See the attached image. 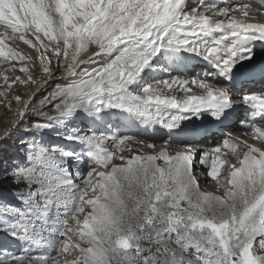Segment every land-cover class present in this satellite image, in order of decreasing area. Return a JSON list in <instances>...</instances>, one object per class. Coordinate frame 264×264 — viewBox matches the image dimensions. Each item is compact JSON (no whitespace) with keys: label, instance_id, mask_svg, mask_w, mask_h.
<instances>
[{"label":"snow or ice","instance_id":"snow-or-ice-1","mask_svg":"<svg viewBox=\"0 0 264 264\" xmlns=\"http://www.w3.org/2000/svg\"><path fill=\"white\" fill-rule=\"evenodd\" d=\"M258 15L215 0H0V58L23 60L6 43L20 41L39 54L44 85L56 77L53 59L65 81L39 109L15 95L16 115L0 140L16 136L22 156L0 172V183L15 186L4 189L11 198L0 196V230L46 246L63 264H264V92L241 100L252 110L241 124L253 142L228 136L209 152L137 141L152 151L136 154L131 137L92 127L110 129L115 116L170 137L205 113L228 118L237 81L264 80V52L256 50L264 22H250ZM189 58L211 72L149 82L157 65L167 71ZM20 70L28 75L13 83H35ZM77 118L91 121L87 130L73 126ZM49 133L55 140H44ZM197 165L215 191L201 187ZM0 264L61 262L13 254Z\"/></svg>","mask_w":264,"mask_h":264},{"label":"rangeland","instance_id":"rangeland-1","mask_svg":"<svg viewBox=\"0 0 264 264\" xmlns=\"http://www.w3.org/2000/svg\"><path fill=\"white\" fill-rule=\"evenodd\" d=\"M195 1H196L195 4L204 2V0H195ZM215 1H217V0H215ZM223 6H225V5H223ZM258 11L261 12L258 15L259 17H256L254 20H252L250 22H264V14H263L264 11L263 10H258ZM2 31H3V29L0 28V32H2ZM6 43L9 46L14 47L18 52H20L21 55L24 56V59L20 60V59H13V58L9 57L7 60H5L4 58H0V78L2 79V80L0 79V93L7 92V97L0 95V132H2L3 129H5L9 126L10 122L13 120V118L16 115L17 104L15 101V95H17V94L21 95L23 100L29 101L31 103V106L33 109H39V108L45 106V104H46L45 98L48 97L53 92L56 85L62 84L65 82L64 80L61 79L62 68H60L57 64V61L55 59H53L51 62V68L54 72H56V77L54 79L48 81V83H47L48 87H46V89H45V86L43 87L44 89L40 88L41 91H39L37 93V96H36L38 98L37 99L35 98L33 103H32L31 102L33 100L32 97L35 95L34 91L36 90V88L38 89L40 86L41 87L43 86L42 77H44V73H43L42 68H41V60L39 58V54L36 52L34 47L24 45L20 41H12L9 38L6 41ZM41 51H43V49ZM29 57H31V59H29ZM196 60L199 63L203 62L202 60H199L198 58L191 59V61H189V62L196 64ZM188 65H189V63L185 64L186 67ZM193 65L188 66L187 69L192 68V69L196 70L197 74L190 76V78H187L189 80L194 76L196 77L201 72H206L204 74V76L206 74L208 75V73L211 72L210 67L209 66L205 67L204 64H199V66L196 68L193 67ZM22 67L28 68V72L31 74V79L35 80V83H31V81L29 83H19L18 81L16 83H13V81L16 80L17 77H19L21 79H25L26 76L28 75V74H26L20 70ZM157 68H158L159 72H161L163 74L166 73L168 75H171L172 71H173L170 68H168L167 71H164V70H162L161 65H158ZM157 68H156V70H157ZM5 76L8 77L7 83H5V80H4ZM182 76H184V75H182ZM175 77H179V76H175ZM209 81H211V77H210ZM149 82H151V78H149ZM225 86L230 87V83L227 81V85H225ZM193 92L196 94H200L201 90L193 87ZM33 93H34V95L32 96ZM8 101L11 102V108H9ZM46 110L49 112L50 115L52 114V111L50 108H47ZM29 118L33 119V120L42 119V117H35V116H30ZM239 118L242 120V116L240 117V115H239ZM90 124H91V121L84 120L83 118H77L75 121H73V126L85 128V130H87V126ZM122 125H124V124H122ZM122 125H119V126H122ZM92 127H96L100 131H101V129H104L105 132H107L109 134H112V133H115L116 135L118 134V132L115 131L114 127L109 129L106 125H96V124H93ZM149 130H150V128H149ZM119 134L121 136L122 135L127 136V135H125V133L124 134L119 133ZM56 136H57L56 133H49L48 135H46L44 137V140L45 141H53V140H55ZM129 137L132 138L131 140H137L138 139V138L136 139L135 136H129ZM56 142L66 143L64 141H59V140H56ZM160 143L157 142V144H160ZM67 146L68 147H77L74 144H67ZM77 150H78V147H77ZM150 151H151V149H147V150H143L141 152L149 153ZM134 153L140 154V152H134ZM5 154H8L10 156L9 161H18V159L22 156L21 141L19 139H17L16 136H13L12 138H10L6 141L3 140V142H0V161L3 162V163H0V172H2L3 167L6 166V164L8 163V161L5 160V158H6ZM81 167L83 170V166H81ZM207 185H205V188L207 189V191H215L216 190V188L213 185H209V184H207ZM13 187H15V186L11 183H0V193L5 198H11L9 193L4 192V189H9V188H13ZM30 244H32V243L25 242V241L18 240V239H13L9 234L0 230V259L5 258L6 256L10 257L13 254L24 255L26 258L27 257H35L37 255H51L56 260H59L61 262V264H63V259H64L63 256L56 254L55 252H53L51 249L47 248L44 245H38V247H36L37 246L36 244H33V245H30ZM37 248H38V250H37ZM35 252H37V253H35Z\"/></svg>","mask_w":264,"mask_h":264},{"label":"bare ground","instance_id":"bare-ground-1","mask_svg":"<svg viewBox=\"0 0 264 264\" xmlns=\"http://www.w3.org/2000/svg\"><path fill=\"white\" fill-rule=\"evenodd\" d=\"M195 2H196L195 0H189L190 4L194 5ZM216 3L219 4L220 6L229 5V6H233V7H235L236 5L248 4L252 8V10L255 12L261 13L258 10L264 11V0H252V1L251 0H234L233 2L231 0H224L222 2L218 1ZM263 14H264V12H263ZM257 17H259V16H257ZM256 50L258 53L264 52V45H261L258 42ZM83 58L87 59L88 57H87V55H85ZM189 59H191V58H189ZM258 62H259V60L257 59V63ZM245 63L247 64L249 62H245ZM204 66L207 67L208 65L204 64ZM157 67H158V65H157ZM237 67L239 68V66H237ZM156 68H154V70L149 73L148 80H149V78H151V82H152L153 79L162 80V79L169 78L168 74H166V73L163 74V73L159 72L158 68L156 70ZM241 71H244V70L242 69ZM196 73L197 72L195 70H187V74H196ZM205 73L206 72L200 73L197 76H204ZM179 78H181V77H179ZM218 79H219V83L221 85H223V86L227 85L226 80H224L223 78H218ZM209 80H210V77H209ZM209 82H213V81L211 80ZM237 82H240L241 86H239V88H238L237 84H236L232 90V95L234 97V109L241 103V100L243 97L242 92L247 91L246 94H261L262 92H264V87H262L260 91H257V89L253 91L252 84L246 82L245 77H241ZM44 86H45V89H46V87H48L47 85L43 84L42 87L40 86L38 89L36 88V90L34 91L35 95H34V93L32 94V96L34 95L32 97L33 98V100L31 101L32 103H33L35 98L36 99L38 98V97H36L37 93L39 91H41V89ZM231 87H232V85H231ZM245 111H247V110H245ZM239 115H240V113H239V111H237L235 113V117H233V116L231 117L229 115L228 118L224 119L225 121L222 124L225 123L226 129L229 130V133L227 134V136H224V133H222L220 130H212L211 124L209 127H203V122H205L209 118H213L209 113H205L203 116H201L199 118H191L189 120L182 121L180 127L176 130H173L170 137L166 134V130H163L160 126H156L155 129L150 128V130H149V128H148L147 130H145V127L142 125L140 131H135L133 128H131V129L127 128L124 130V133L127 136H135L136 139L138 138L137 140H130L128 143L134 152H140V154L144 153L141 151L147 150L148 148L145 147L144 144L137 143V141H144L146 143L155 141L157 149H160L162 147H167L169 151L177 150L175 145L180 144L182 142V143H186V144H192L197 149L198 152H209L213 147L221 145L223 139H225L228 136H234V137H238L240 139H249L248 134L245 132V128L247 126H243L241 124H238L237 120L235 119L236 116L239 118ZM197 122H200V124H198ZM122 124H124L123 121L117 120L116 125L119 126ZM101 131L105 132L104 129H101ZM181 131H182V133H181ZM109 135H111V134H109ZM118 136H121V135L118 134ZM169 138L172 141V143L169 144L170 147L168 145L165 146L162 143H160L161 139H169ZM0 142H3V140H0ZM157 142H159L160 144H157ZM249 142H253V140L249 139ZM110 147L112 148L113 151H116V148L114 145H110ZM151 151H152V149H151ZM131 154L132 153L127 152V151L123 153V155H125V156H130ZM117 162H119V161H117ZM227 166H228L227 164L224 165V167H227ZM202 171H203V169L201 168V166L197 165V167L195 169V174L199 178L201 187L204 190L206 189L205 185H207V184L213 185L215 187L214 181H211L209 179L207 182H205L206 177H205V175H201ZM222 171H223V169H222ZM206 191H207V189H206ZM30 245H33V244H30ZM36 247H38V245ZM37 250H38V248H37ZM35 253H37V252H35Z\"/></svg>","mask_w":264,"mask_h":264},{"label":"trees","instance_id":"trees-1","mask_svg":"<svg viewBox=\"0 0 264 264\" xmlns=\"http://www.w3.org/2000/svg\"><path fill=\"white\" fill-rule=\"evenodd\" d=\"M6 157V158H5ZM5 160H7L8 162H9V158H10V156L8 155V154H5ZM5 165V164H4ZM0 196H2V194L0 193Z\"/></svg>","mask_w":264,"mask_h":264}]
</instances>
